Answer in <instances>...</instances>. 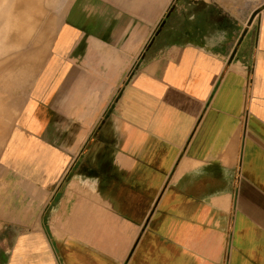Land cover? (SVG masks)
<instances>
[{"label":"crops","instance_id":"0c3cea01","mask_svg":"<svg viewBox=\"0 0 264 264\" xmlns=\"http://www.w3.org/2000/svg\"><path fill=\"white\" fill-rule=\"evenodd\" d=\"M210 4L0 0V264H264V8Z\"/></svg>","mask_w":264,"mask_h":264},{"label":"rangeland","instance_id":"374dc122","mask_svg":"<svg viewBox=\"0 0 264 264\" xmlns=\"http://www.w3.org/2000/svg\"><path fill=\"white\" fill-rule=\"evenodd\" d=\"M212 4L208 7L206 6V13L203 16H206V22L213 24H218L227 28L235 20L236 22L240 21L242 26L247 25L251 16H256L264 8V0H208ZM219 23V24H220ZM9 38H0V59L5 52L6 47H9L10 41ZM2 71L0 70V73ZM5 93V87L0 86V93ZM2 93V94H3ZM8 95V94H7ZM2 96V95H0ZM4 105V103H3ZM1 106V103H0ZM8 112L3 110L0 114L2 125H9L10 118L5 117L3 114ZM9 230L3 229L0 230V248H4L8 244ZM6 239V241H4Z\"/></svg>","mask_w":264,"mask_h":264},{"label":"water","instance_id":"95a60500","mask_svg":"<svg viewBox=\"0 0 264 264\" xmlns=\"http://www.w3.org/2000/svg\"><path fill=\"white\" fill-rule=\"evenodd\" d=\"M252 18H253V16H252Z\"/></svg>","mask_w":264,"mask_h":264}]
</instances>
